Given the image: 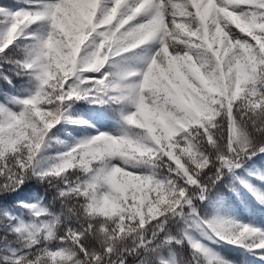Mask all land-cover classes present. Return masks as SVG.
I'll use <instances>...</instances> for the list:
<instances>
[{
  "label": "snow or ice",
  "instance_id": "6c2138e0",
  "mask_svg": "<svg viewBox=\"0 0 264 264\" xmlns=\"http://www.w3.org/2000/svg\"><path fill=\"white\" fill-rule=\"evenodd\" d=\"M241 5H253L252 28L256 29L252 34L245 35L250 39H244L251 45L253 52L259 58L255 65V75L264 72V53L261 52V46L264 45V0H245ZM227 7L228 11H235L231 5H226L216 0H184V3H173V0H52L51 3L44 4L38 10H17L9 17V22L5 30L0 33V52H3L8 45L12 44L19 36L24 35V30L37 22H46L49 26L52 38L41 41L39 36H35L36 43L32 45L29 52V58L20 63L22 69L33 70L36 73V79L40 82V87L36 93L30 97L18 100L17 103L23 105L18 113L0 108V191H14L23 183L26 170L32 165L33 158L41 147L46 133L54 124L59 122L63 115L62 105L65 101L71 100L74 96L76 99L82 98L79 93V85L91 84L98 92H102L114 101H124L127 97L124 90L121 89L119 81L112 73H101L106 63L114 57L120 56L129 50L119 49V39L125 34L135 35L144 34L145 39L150 38L153 32L150 31L152 25L166 23V17L171 12V20L176 21V12L179 11L181 17H197L205 9L209 15H214L219 9ZM194 9L195 11H191ZM5 14L0 8V15ZM138 17L140 19H138ZM74 34L85 38L83 44L79 47V55L73 60L72 70L57 63L55 53L49 49L55 44L61 36L72 37ZM29 36L32 34L29 33ZM256 38H259V42ZM90 41L95 42V51L90 55L88 61L81 65L80 59L88 48ZM254 41V43H253ZM74 43L73 40H66L65 43ZM142 43V42H141ZM85 73H101L99 77H85ZM143 80L140 88H150L153 86L152 68L147 67L142 74ZM251 75V74H250ZM124 79V77H120ZM113 93L114 95H109ZM241 99L246 101L244 110H238L237 104ZM137 112L147 117L146 106L140 101L136 102ZM237 114L242 122H255L260 116L264 115V82H252L247 84L240 92H236L229 104L222 109V114L228 117L229 136L227 140V151L217 153L216 159L220 161L221 167L236 168L240 166L241 159L250 154L249 148L252 145L246 142H234L233 132V114ZM134 115L128 117L129 123H137ZM84 123V121H76ZM214 127L205 124L203 127H189L187 131L180 130L178 134L169 132L166 140L160 141V146L153 145L155 149V159L160 160L166 157L169 161V171L174 176L183 180L182 185L177 184L174 180H168L167 183H161L152 177H145V185L151 184L147 195L151 200V207L144 211V221L156 219L163 215L164 212L173 211L186 195L193 191V185L199 189L197 195L201 200L205 198V192L208 185L199 181L201 171L207 167L209 158L203 154L197 156L193 151L196 143L208 140L212 147H216L214 134L211 129ZM183 134V135H181ZM106 133H100L88 139L87 141L77 144L69 150L72 156L79 161L81 148L87 144L93 143L103 138ZM191 140L194 143L185 141ZM258 151L264 152V145L259 146ZM14 154V159L5 162L6 154ZM84 167H73L72 163L66 165V169H80L87 174L83 179H77L72 186L60 195L71 199L73 197L83 200L84 206L88 196L84 194L85 188L89 193H95L100 198V207L97 211H102L104 207L115 210L111 200L112 191H123L121 185L117 183L114 176H106L98 169L95 162L83 161ZM67 170L61 168L59 177ZM220 172V167L216 168ZM41 177L51 176L47 173H41ZM219 176H216L218 179ZM212 183L215 180L211 181ZM132 203L131 200L128 201ZM22 207L31 208V205H22ZM74 211V210H73ZM91 211V209H89ZM152 215L149 216L148 213ZM39 215V212H36ZM139 220L128 221L125 218L120 227L125 228L127 225ZM80 224V230L67 229L63 237L59 238L61 243H71L77 247L83 255L77 256L76 252L69 248H57L49 250L47 247L35 248L41 240L47 241L54 235L55 224L24 225L13 228L17 233L28 232L29 243L26 245L29 249H34L30 253L18 256L15 259L10 257L0 258V264H102L105 256L109 255L112 246H104L103 253L98 255L90 252L83 245L82 241L89 235L95 234L98 230L112 233L114 240L119 237L116 235L120 232V227L115 225L111 228L104 225H97L92 220ZM210 227L217 232L220 239H225L230 243H236L246 235L255 231L249 229L246 225H225L223 222L212 221ZM43 230L41 236L36 234ZM46 233V234H44ZM123 232L120 233V235ZM35 237V238H34ZM253 248H264V235H260L256 240L250 241ZM199 248L198 244L193 245Z\"/></svg>",
  "mask_w": 264,
  "mask_h": 264
},
{
  "label": "trees",
  "instance_id": "16d2710c",
  "mask_svg": "<svg viewBox=\"0 0 264 264\" xmlns=\"http://www.w3.org/2000/svg\"><path fill=\"white\" fill-rule=\"evenodd\" d=\"M51 2L52 0H0V8L5 13L0 15V33L7 27L12 13L17 10H38ZM240 10L251 12L255 7L239 5L235 11ZM186 20L187 17L176 18L177 23ZM48 30L46 22L34 23L24 30V35L19 36L0 52V101L14 111L23 108V105L17 103L18 100L34 95L41 86L36 79V73L22 69L20 63L29 58L32 45L36 43L34 37L45 34ZM29 33L32 35L29 36ZM238 36L250 39L241 33ZM145 45L109 60L101 69V73H112L113 63L142 68L147 59ZM101 73L84 75L86 78L99 77ZM78 94L82 98L76 99L74 96L64 102L61 119L48 130L42 142L56 146L60 152L40 148L33 158L32 165L25 172L23 183L14 191H0V258L7 256L15 259L33 251L34 249L26 247L29 243L28 232L17 233L13 228L20 225L27 228L29 225L41 223H54V235L47 241L41 240L35 248L47 247L49 250H56L67 247L77 253L73 259L83 255L70 242L64 244L59 239L67 229L80 230L79 222L65 205L82 203L83 200L76 197L68 199L60 193L87 174L80 169L67 170L59 177L42 178L40 174L45 172L60 154L95 136V132L89 128L92 122L101 124L100 133L119 135L122 129L127 127L122 117L131 110V105L125 101L109 99L104 93L96 91L91 84L79 85ZM76 121L84 123H80V128L74 131L70 124H75ZM214 123L218 125L211 129L216 147H212L208 140L204 139L193 148L197 156L203 154L209 158L207 167L199 176V181L208 185L205 198H199V189L193 185L194 190L189 192L185 200L173 211L164 212L163 217L145 222L143 227L137 228L135 232L122 233L113 243V251L103 258L102 264H264V248H253L249 243L264 235V152L258 151L259 146L264 145V115H260L253 123L242 122L237 114H233V141L244 142L242 137L246 138V142L252 145L249 153L254 152L244 156L239 162L240 166L236 168L221 167L220 161L216 159L218 152L227 151L228 117L222 114ZM86 133L90 138L83 140L82 137ZM185 141L194 143L186 137ZM63 143L68 144L67 148L61 146ZM12 159L14 154H6L5 162ZM169 164L170 161L162 157L154 162H141L137 168L146 171L161 183L166 184L168 180H174L178 186L182 185L184 181L170 173ZM96 166H99V162H96ZM217 167H220L219 173L216 172ZM212 180L215 182L212 183ZM22 205L33 207L26 208ZM36 212H39V215H36ZM212 221L223 222L225 225H246L255 231L236 243H230L219 238L217 232L210 227ZM42 233L43 230L36 236L39 237ZM82 243L90 252L98 255L103 253V247L91 235ZM194 244H198L199 248L194 247ZM68 264L72 262L69 261Z\"/></svg>",
  "mask_w": 264,
  "mask_h": 264
},
{
  "label": "clouds",
  "instance_id": "9594fccd",
  "mask_svg": "<svg viewBox=\"0 0 264 264\" xmlns=\"http://www.w3.org/2000/svg\"><path fill=\"white\" fill-rule=\"evenodd\" d=\"M244 2L221 0V3L234 8ZM252 19L253 14L243 10L230 12L225 7L209 15L205 9L198 18L192 17L182 23L171 20L152 25L150 31L153 35L148 39L142 33L125 34L119 39L118 50L123 48L130 51L150 41L158 45L142 68L116 63L112 65V74L127 97L124 101L131 105V110L122 117L127 127L119 135L106 134L81 148L79 161L69 151L60 154L44 172L56 176L61 168L67 170L68 163H72L73 167H84L83 161L99 162L98 169L106 176H114L121 185L122 192H111L112 203L118 206L114 211L107 207L97 211L100 198L95 193H89L87 188L84 194L88 200L84 206L80 202L66 204L79 223L92 220L97 225L111 228L114 225L120 227L125 218L128 221L139 220L138 225L128 224L126 232L124 227H120V232L116 233L118 237L121 232L131 233L143 227L144 211L151 207L147 193L152 187L151 184L146 186L144 179L151 176L136 174L128 169L137 167L141 162L158 161L153 145L159 147L160 141L166 140L169 132L178 134L180 130L187 131L189 127H203L205 124L217 127L214 121L222 115V109L231 102L236 92L249 83L264 82V72L255 75L259 58L251 45L233 31L236 29L241 34H252L256 31L252 28ZM51 38L50 29L39 35L41 41ZM69 39L74 43H65ZM84 39L74 34L70 38L61 36L56 40L49 51L55 53L58 66L72 70L74 57L79 55V47ZM256 39L259 42V38ZM93 51L94 41L81 56V65L88 61ZM261 52L264 53V45ZM259 62L264 63V60ZM149 66L152 68L153 86L140 88L142 74ZM137 100L146 106L147 117L137 112ZM245 107L246 101L241 99L237 109L244 110ZM133 114L137 123L128 122L127 118ZM112 160L119 163H112ZM91 236L101 247L112 246L117 240L112 238V233L100 230Z\"/></svg>",
  "mask_w": 264,
  "mask_h": 264
},
{
  "label": "rangeland",
  "instance_id": "374dc122",
  "mask_svg": "<svg viewBox=\"0 0 264 264\" xmlns=\"http://www.w3.org/2000/svg\"><path fill=\"white\" fill-rule=\"evenodd\" d=\"M216 2H219V0H216ZM173 3L182 4V3H184V0H173ZM190 10L192 11L193 9H190ZM180 16H181V15H180L179 11H177V12H176V18H178V17H180ZM166 20H167V21H171V12L169 13L168 17H166ZM233 31H236V32H237V35L240 34V33L238 32V30H236V29H233ZM157 46H158V45H157L156 43H151V44H147V45L144 46L145 52L147 53V56H148V57L151 55V53L155 50V48H156ZM0 108H4L5 110H10V111L15 112V113H18L19 111H21V110H19V111H14V110L11 109V107H9L6 103H3V102H1V101H0ZM129 111H130V110H129ZM70 125H71L70 127H71L72 130H74V131L77 130L78 128H80V123H75V124L71 123ZM100 127H101V124H100L99 122H92V123L89 124V128H91V129L96 133V135H98V134L100 133V132H99ZM89 137H90V135H89L88 133H86V134L82 137V139H83V140H84V139H88ZM82 139H81V140H82ZM62 145H63L64 148H67V146H68V144H66V143L61 144V146H62ZM40 148H41V149H53V150L55 151V153H59V152H60V150L56 149V146L45 145V144H43V143L41 144V147H40ZM111 162H112V163H119L118 160H113V161H111ZM128 170L133 171V172L136 173V174L147 175V176H149L148 173H147L146 171L140 170V169L137 168V167H135V168H129ZM163 215H164V214H163ZM163 215L157 217L156 219L163 217Z\"/></svg>",
  "mask_w": 264,
  "mask_h": 264
}]
</instances>
